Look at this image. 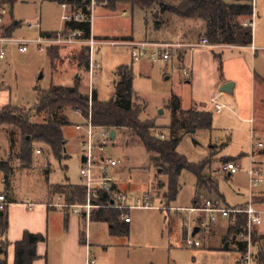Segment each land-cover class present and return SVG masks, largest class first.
Segmentation results:
<instances>
[{
    "label": "rangeland",
    "instance_id": "374dc122",
    "mask_svg": "<svg viewBox=\"0 0 264 264\" xmlns=\"http://www.w3.org/2000/svg\"><path fill=\"white\" fill-rule=\"evenodd\" d=\"M225 1L229 4L234 2ZM252 5L256 23L254 37L258 36L259 44H264V0H254ZM64 15L62 7L45 3L43 0H16L13 17L22 26L14 33L12 40L28 43L30 47L26 54H22L16 45L2 48L5 51V59L0 60V110L13 106L29 112L39 104L40 94L49 91L52 86L74 88L79 82L80 91L84 95L91 96L95 91L101 102H109L115 97L114 83L117 71L121 67H133L136 104L144 108L141 121L155 123L160 129L158 136L168 138L167 129L172 123L171 100L178 98L182 111L186 112L194 109L195 96L206 99L211 91L218 71L213 68L212 62L215 59L214 54L220 53L219 50H196L189 54L187 60L196 64L193 79L191 74L194 69L187 66V71L182 69L181 63L175 57L176 52L170 61H163L160 58L161 50L151 48L148 49L145 59L135 62L132 49L125 45L133 41L161 45L177 41L172 30L180 26L172 15H166L162 25H159L149 12L140 9L133 10L127 6L115 13L102 8L96 9L93 16V36L102 44L95 49L94 63L99 65L100 69L95 70L92 78L90 72L81 69L78 63L83 47L88 48L86 45L55 46L45 48L43 52L36 45V42L41 40V33L69 36L63 32ZM38 25L41 29L36 28ZM180 30L182 33V29ZM49 51L54 55L59 54V60H52ZM154 54H158L157 61L153 59ZM243 57L246 59L245 63H249L250 53ZM230 58V55L226 54L225 60ZM260 60H264V53L260 54ZM217 61L221 64V60ZM186 73H189L190 77ZM257 73H261L259 65ZM243 83L247 85L245 79ZM260 106L261 103L259 110H262L263 107L261 109ZM63 115L68 117L71 123V126L64 128L65 140L68 143L67 158L60 162L50 148L37 145L32 170H24L18 160L23 146L21 133L15 129L0 128V159L10 162L14 169L9 190L5 184V175L0 172V197H10L14 205L25 208L26 212H29L30 208L35 210L43 205L50 206L53 202L60 204V196L53 191L54 186L64 189L67 185H83L82 139L87 136L84 119L77 113ZM49 118V114H43L33 122L43 124ZM118 135L114 147L108 150L107 158L120 163V172L114 175L129 193L140 198L153 194L155 184H165L169 188V178L158 174L153 165V157L147 153L141 141L127 131L119 132ZM261 138L258 133L252 132L251 125L240 122L237 117L232 115L228 120L227 116L221 118L215 115L214 131L198 132L195 137H186L178 149V154L185 157L190 164L196 165L213 158L212 165L216 173L213 178L226 199L223 206L234 208L243 205L250 196L248 173L254 164L264 178V150L255 148L256 158L252 156L254 145H264ZM222 159L239 161L242 171L231 179L226 175H219L220 165L225 163ZM94 173L99 176L101 169L95 167ZM209 173L211 174L210 171ZM180 185L181 191L176 202L164 203L162 199L156 202L151 211L131 212L133 224L129 239L113 237L110 227L106 224L85 225L90 261L95 264H174V259L178 257L180 264H194V254L198 250L209 249V243L205 245L207 236L201 232L196 239L192 237L198 214L180 213L185 220L176 221L175 211L192 209L198 180L193 174L184 172ZM163 194L167 198L168 189L160 192L158 197ZM256 194H264V183L256 190ZM158 197L155 195V198ZM56 214L51 221L49 243L44 247L48 252V264H63L65 214L61 210ZM20 219L24 222L23 217ZM185 230H189L188 240L203 243L201 249L184 247ZM216 247L221 248L223 245ZM71 260L73 262L70 261V264H75V257Z\"/></svg>",
    "mask_w": 264,
    "mask_h": 264
},
{
    "label": "trees",
    "instance_id": "16d2710c",
    "mask_svg": "<svg viewBox=\"0 0 264 264\" xmlns=\"http://www.w3.org/2000/svg\"><path fill=\"white\" fill-rule=\"evenodd\" d=\"M63 7L72 8L74 13L82 14L86 22L65 24L64 34H81L83 41L92 38V9H105L108 12H118L120 8L131 7L149 12L156 22L164 20L170 14L177 21L183 33V42H195L208 39L214 47L226 46L250 48L254 44V31L246 28V22H252L254 17L253 0H234L232 4L225 0H43ZM16 0L0 1V8L9 7L10 15L5 25L0 26V37L12 39L14 33L22 26L15 21L13 9ZM9 25V26H8ZM60 33H42L41 38L54 39ZM78 61L81 69L90 72V49L83 47ZM52 60H59V54L48 52ZM182 54L180 59L182 60ZM114 83L115 97L109 102H101L97 92L91 96L80 91V82L74 88L52 86L47 92L40 94L39 104L34 110L8 106L0 110V128L6 127L19 131L23 137V146L18 156L24 170H32L36 146L51 149L55 158L60 162L67 158V141L64 128L71 126L66 113H81L84 119L92 115L94 125L111 132H129L135 135L143 144L147 153L153 158L154 167L169 178L167 201H177L181 191L180 180L184 172L193 174L198 180V189L206 188L210 192L218 189L211 178L205 177L210 161L199 165L178 154V149L186 137H194L198 132L213 130L214 116L197 110L183 112L181 101L173 98L170 102L172 123L168 130V138L158 136L159 128L153 122H142L144 108L137 106V96L134 90L135 75L133 67H121L116 73ZM43 114L50 118L43 124H36L34 119ZM196 143V142H195ZM197 144V143H196ZM229 162L228 160L226 163ZM0 172L5 175L8 190L12 186L14 169L10 162L0 159ZM159 187H163L159 184ZM54 192L63 195L69 207L83 205L87 201V191L83 186L67 185L64 189L54 188ZM7 200V207L0 211V264H9L8 252L11 245L3 242L9 232L8 208L13 202ZM103 196L101 204H107ZM256 205L264 204V199L254 198ZM123 213L114 210H99L92 214V223H104L110 226L113 237L129 238L130 225L122 221ZM247 223L246 217H239V225L230 230L229 236L236 235ZM46 237L25 233L23 240L15 247L14 264H35L40 260L38 248L46 242ZM256 243V236H255ZM81 245L86 246V233L81 236ZM242 251L246 253L243 245Z\"/></svg>",
    "mask_w": 264,
    "mask_h": 264
},
{
    "label": "crops",
    "instance_id": "0c3cea01",
    "mask_svg": "<svg viewBox=\"0 0 264 264\" xmlns=\"http://www.w3.org/2000/svg\"><path fill=\"white\" fill-rule=\"evenodd\" d=\"M254 16H255V12H254ZM253 22H254V17H253L252 22L248 21L246 23H253ZM159 25H162V24L159 22ZM180 29L181 27H176L174 28V30H172L176 34V40H177L175 42H172V44L181 43V44L188 46V45L199 43V41L187 42V43L183 42V33H181ZM92 34H93V27H92ZM131 43H139V42L133 41ZM165 44H170V43H165ZM253 48H255L257 51L255 52ZM212 49H216L220 51V53L214 54L215 59L212 62L213 68L218 70L216 74L217 78L214 81L213 86L211 87V91L209 92L206 99L195 96L194 98L195 107L194 109H191V110H197L202 113H211L210 110H212L213 112L211 114H213L214 116V124H213L212 131H214V128H215V115L221 118H224L227 116L228 120L233 115L237 117L240 122L251 125L252 132L256 134L258 133L259 136L262 137L261 139L264 140V60H260V54L264 53V44L263 43L259 44L258 36H256V38L254 37V44L250 48H237V47H226V46L214 47L213 46ZM0 51H1V47H0ZM192 52L194 51H190L186 49L179 50V51H176L175 57H177L178 61L181 63L182 69L186 71L188 70L187 67L194 69V72L191 74V77L194 79L195 71H196V64L193 63V61L187 60L189 54ZM246 53L247 54L250 53L251 55L249 63L247 64L245 63L246 59L243 57L244 55H246ZM180 54H182V57H183L182 60L180 59ZM226 54H229L231 58L228 60H225ZM217 60H221V64H219ZM258 65H259V70H261L260 74L257 73ZM186 75L190 77L189 73H186ZM244 79L247 84L246 86L244 85L245 83H243ZM229 84L234 85V88L232 89L233 94L231 95L223 94L221 90ZM214 100H218L221 104L228 106L230 110L225 111L222 115L216 114V112L214 111V108L210 105L211 102ZM260 103L262 105L260 106L261 109L263 107L262 110H259ZM230 106H232L233 109ZM118 133L119 132H117V134ZM197 134H195L194 137ZM118 137L119 135H117V139ZM163 137L164 139L166 138L165 136ZM252 141H253V138H252ZM255 148L256 147L253 146V150H252L253 158H256V154H257V152L255 151ZM227 160L229 161L227 163L241 164L239 161H234L232 159H222L221 161L222 162L224 161L225 163L220 165V170L218 172L219 175L221 174L223 166L227 164L226 163ZM206 161H210L211 165L207 169L205 177H209L212 179L218 191L210 192L206 188L199 190L198 185H197V194L194 199L192 208H194L197 204L202 203V201L204 200L217 201L221 204L222 207H224L223 204H226V199L224 195L221 194L219 185L213 178L214 177L213 174H216L213 169L214 165H212L214 162V159L208 158ZM119 167L113 171L114 174L115 173L119 174L120 172V170H118ZM254 167H255V164H254ZM208 171H210L211 174L210 173L208 174ZM158 174L161 175L162 172L158 171ZM226 176H228V178L230 179L234 178V177H230L229 175H226ZM117 181L119 184L120 191L129 193L128 189L124 187V185L120 182V180L117 179ZM162 185L163 187H159V185L155 184L154 189H153L154 193L148 194L152 198V206H154L158 200L160 201L163 199L164 203L167 202V199L164 197V194L163 196L158 197L160 195V192L162 191L165 192V190L168 189L165 184H162ZM82 186L84 187V184ZM54 188L55 186L53 187V191H54ZM256 190L254 192L256 198L264 199V194L257 195ZM155 195H157L158 198H155ZM59 196H60V199H59L60 204L57 205V204H54L53 202L50 206L43 205L42 207L36 208L35 210L30 208L28 210L29 212H26L25 208H20L19 206L14 205V203L9 205L8 213H9L10 227H9V232L6 238L3 240V242L9 243L11 245V247L9 248V252H8L9 264L15 263V247L14 246L23 240L25 233H31L34 235H41V236L46 237L47 239L46 242L41 244L38 248V254H39L40 260L35 264H48V252L46 251L44 247H47L49 243V240H50L49 236H51V221L53 219V215L57 216L56 213L58 210H61L65 214L64 223H63L65 232H64V240L62 242L63 264H70L71 262H73L71 258H74V257H75V261H74L75 264H88L89 263L90 250H89L87 234H86V240H87L86 246L81 245V236L83 233H86L85 225H87L88 223H92L91 222L92 217L88 219L84 217L85 215L75 216L73 214V209H71L74 206L69 207L65 202L64 196L60 194ZM140 198H144V197H140ZM7 199L8 201L9 200L12 201L10 197H8ZM250 201H251V190H250V196L248 197V200L243 205L237 206L234 208L245 207L250 203ZM257 206L261 211L264 212V204H260ZM224 208H232V207H229L228 205H226ZM180 211L181 210L175 211L176 221L185 220L184 216L180 214ZM130 214H129V217L131 216ZM21 217H23L24 222L21 221L20 219ZM205 219H206L205 215L198 216V219L196 220V227L192 232L193 238L196 239L197 236L201 234L199 223L202 221H205ZM92 224H104V223H92ZM132 224L133 222L131 221V224H129L130 229H131L130 235L132 233V228H131ZM58 225L59 224H57V226ZM232 228H233V225L228 220L221 221L219 225L214 226L210 232L211 234H209V236L206 235L207 238H205V241L207 242L205 245H208L209 243L208 245L209 249H205V251L198 250L203 247V243H201L202 244L201 248H198V249L193 248L194 250H198L194 254L195 256L194 264H244L245 254L242 251L243 244L239 242L238 240L234 239L233 237L231 238L229 236L230 230ZM196 229H199L200 231L197 234V236L194 237V232ZM185 236L186 237H185L184 247L188 248L186 243L189 241L188 240L189 230L186 231ZM129 238H122V239H129ZM220 244L223 245V247L217 248L216 246L218 245L220 246ZM177 258L178 257L174 259L175 260L173 262L174 264H180L179 261H177ZM253 264H264V224L259 229H257V232H256L255 259H254Z\"/></svg>",
    "mask_w": 264,
    "mask_h": 264
},
{
    "label": "built area",
    "instance_id": "2783aa9c",
    "mask_svg": "<svg viewBox=\"0 0 264 264\" xmlns=\"http://www.w3.org/2000/svg\"><path fill=\"white\" fill-rule=\"evenodd\" d=\"M2 1V0H0ZM254 1V0H253ZM65 11L64 22L65 24L72 23H83L86 22V18L82 14H76L71 7L65 5L62 7ZM95 12V6L92 9V27H93V16ZM10 15V8H0V26L6 24L7 19ZM246 28H252L254 30L255 23H246ZM36 28L41 29L38 25ZM63 33V32H62ZM81 34L70 33L69 36L59 35L54 39H44L36 42L38 48L43 52L45 48L63 46V45H74L84 44L90 49L91 54V78L94 76L96 69H100V66L94 63V53L97 46L101 45L97 39L93 37L89 41H83ZM9 45H16L19 47V51L22 54H26L29 51L30 44L20 43L12 39L0 38V60L5 59L4 47ZM127 47L132 49V58L135 62H140L148 56V49L161 50L160 58L163 61H170L173 54L179 50H206L212 49L213 46L210 44L208 39H203L197 44L184 45L181 43L177 44H156V43H128L125 44ZM256 52L257 50L253 48ZM158 54L153 55V59L156 60ZM216 114L222 115L225 111H229L230 108L224 104H221L218 100H214L210 104ZM82 116L81 113H77ZM83 118V116H82ZM84 119V118H83ZM85 129L87 130V136L82 140V159L85 158L87 162L83 164L81 170V177L84 187L87 191V201L83 205L74 206L73 214L75 216H84L90 219L92 214L99 210H114L123 213L122 221L126 224H131V218L129 214L133 211L141 210H152V198L150 195L144 198L135 197L131 193H125L120 191L119 184L114 176L113 171L116 170L120 163L113 159L107 158L108 150L114 147V142L111 134L113 132L99 128L94 125L92 115L88 119H84ZM164 139V137L162 138ZM254 140V139H253ZM255 146V145H254ZM256 148L264 150V145L259 143ZM40 154V152H39ZM96 168L101 169L99 176H95L94 170ZM242 171V165L239 163H227L223 166L221 174L229 175L230 177L237 176ZM250 190H251V201L245 207L240 208H224L217 201L204 200L202 203L197 204L191 210H181L180 213L189 212L191 215H205V221L200 222V230L206 235H209L212 228L220 224L221 221L228 220L231 222L233 227L239 225V217H246L247 223L241 228L236 235V240L241 242L245 246L246 253L244 255V264H253L255 259V236L257 229L264 224V212L261 211L258 206L254 203L255 190L260 188L264 183L262 173L257 170L254 165L248 173ZM105 196L108 199L107 204H101L102 197ZM7 207V200L5 196L0 197V211H4ZM189 249H198L202 247L201 242H194L189 240L186 243ZM88 264H95L89 261Z\"/></svg>",
    "mask_w": 264,
    "mask_h": 264
},
{
    "label": "water",
    "instance_id": "95a60500",
    "mask_svg": "<svg viewBox=\"0 0 264 264\" xmlns=\"http://www.w3.org/2000/svg\"><path fill=\"white\" fill-rule=\"evenodd\" d=\"M234 88V85L233 84H229V85H227V86H225L222 90H221V92L223 93V94H228V95H231V94H233V89ZM38 90V89H37ZM117 132H113L112 134H111V137H112V139H113V141H116V139H117ZM87 162V160L85 159V158H83L82 159V164H85ZM84 217H86V215L84 216ZM199 229H196L195 230V232H194V237H196L197 236V234L199 233Z\"/></svg>",
    "mask_w": 264,
    "mask_h": 264
}]
</instances>
